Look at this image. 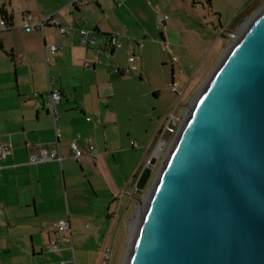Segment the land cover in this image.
Wrapping results in <instances>:
<instances>
[{"label": "crops", "instance_id": "obj_1", "mask_svg": "<svg viewBox=\"0 0 264 264\" xmlns=\"http://www.w3.org/2000/svg\"><path fill=\"white\" fill-rule=\"evenodd\" d=\"M160 2L170 4L169 0L0 3L10 16L9 29L0 28L4 44L0 144L12 150L10 157L0 160V264H57L69 259L72 238L84 237L85 223L93 228V222L112 218L123 192L132 191L139 158L132 151L137 143L132 147L130 137L138 133L131 120L140 78L148 73L145 44L155 33ZM26 13L34 22L54 17L59 26L74 32L64 35L57 27L26 32L22 29ZM166 25L162 30H168ZM78 29L90 31L94 43H84ZM110 35L121 37L122 49H113L106 58L96 50H110ZM53 46L56 51H51ZM129 54L138 67L133 72L127 71ZM54 91L61 97L52 105ZM77 136L84 153L79 159L69 148ZM41 149L59 151L62 161L28 163L29 155ZM66 217L70 238L56 251H48L57 242L54 223Z\"/></svg>", "mask_w": 264, "mask_h": 264}, {"label": "water", "instance_id": "obj_2", "mask_svg": "<svg viewBox=\"0 0 264 264\" xmlns=\"http://www.w3.org/2000/svg\"><path fill=\"white\" fill-rule=\"evenodd\" d=\"M127 264H264V7L189 112Z\"/></svg>", "mask_w": 264, "mask_h": 264}, {"label": "rangeland", "instance_id": "obj_3", "mask_svg": "<svg viewBox=\"0 0 264 264\" xmlns=\"http://www.w3.org/2000/svg\"><path fill=\"white\" fill-rule=\"evenodd\" d=\"M169 3L166 6L160 2L156 10L157 16L168 17V30H158L155 24V33L145 42L148 73L140 78L141 92L137 97L135 117L131 120L138 133L130 137L137 143L132 151L139 158L131 195L128 189L123 192L118 200V211L114 210L112 218L103 221L98 218L93 228L85 223L81 232L84 237L76 239L73 236L69 255L74 257L75 264H99L107 246L113 250L111 264H124L132 243L129 262L156 178L189 112L229 47L264 7V0H209V3L207 0H169ZM224 28L227 29L222 32ZM137 41L142 42V38ZM139 72L135 75L139 76ZM172 82L177 84L176 91L172 89ZM142 93L145 95L141 96ZM166 124H170L172 132L165 135L160 144L159 131ZM150 160L154 163L147 165ZM147 169H150V176L146 181ZM139 180L143 187L135 192ZM143 204L141 219L137 221ZM92 229L90 238H85Z\"/></svg>", "mask_w": 264, "mask_h": 264}, {"label": "built area", "instance_id": "obj_4", "mask_svg": "<svg viewBox=\"0 0 264 264\" xmlns=\"http://www.w3.org/2000/svg\"><path fill=\"white\" fill-rule=\"evenodd\" d=\"M76 1V0H75ZM111 1V0H110ZM3 0H0V3H2ZM118 5H121V2L117 3ZM168 21V17L164 16V15H158L157 16V29L158 30H162V28L165 26V23ZM9 24L8 22H6L5 20H3L2 18H0V28L2 29H9ZM47 27H57L59 32L61 34H70L73 33L74 30H71L69 28H65L63 26H59L57 24V21L55 20L54 17L48 16L46 18H43L40 21H36L34 22L32 20V15L29 13L24 14V18H23V22H22V29L26 32H32V31H40V32H44L45 28ZM79 32V36L81 37L82 41L86 44H90V43H94V39L91 36V32L87 31V30H77ZM139 44H141V41L138 42ZM108 46H109V51H104L102 50V48H98L96 50V53H103L105 54L106 58H109L111 56V51L113 49H122V43H121V37L117 36V35H110L108 37ZM57 48L55 46L51 47V51H56ZM103 51V52H102ZM128 64H129V68L127 71H136L138 69V67L135 65V56L133 54H129L128 55ZM98 63H101V61H99ZM88 65V63H87ZM172 89L173 91H176V87L177 84L176 82H172ZM51 102L52 105L57 103L60 100L61 94L58 91H54L51 93ZM86 120H90V118H87ZM170 124H166L165 127L159 131L160 135H159V143L162 144L163 140L165 139V135L169 134L170 132H172V129L169 127ZM131 145L132 147H136V143L131 141ZM78 136L77 137H73L70 140V151L73 155V157L75 159H79L81 158L84 153L78 148ZM89 150L92 151L93 150V146L89 147ZM12 155V150L9 146H6L4 144H0V160H5L8 157H10ZM62 161L61 155L59 153V151L55 150V151H47L46 149H41L37 154L34 155H29V160L28 163H32V164H37L40 162H49V161ZM151 163L150 161H147V165ZM54 228H55V232L58 235L57 237V242L53 243L52 245H49L48 247V251H56L58 248V244L64 243L68 237L70 238V232H71V228L68 222V218H63L61 220H58L56 223H54ZM68 235V236H67ZM112 255H113V250L112 248H109L108 246L105 247L103 255H102V259L99 262V264H111L112 261ZM57 264H75L74 262V257H70L67 260H60L57 262Z\"/></svg>", "mask_w": 264, "mask_h": 264}, {"label": "trees", "instance_id": "obj_5", "mask_svg": "<svg viewBox=\"0 0 264 264\" xmlns=\"http://www.w3.org/2000/svg\"><path fill=\"white\" fill-rule=\"evenodd\" d=\"M209 1V0H207ZM0 18H2L3 20H5L6 22H8L9 24V21H10V16L5 8V6L2 4L0 5ZM3 42H2V39L0 38V54L3 52Z\"/></svg>", "mask_w": 264, "mask_h": 264}, {"label": "bare ground", "instance_id": "obj_6", "mask_svg": "<svg viewBox=\"0 0 264 264\" xmlns=\"http://www.w3.org/2000/svg\"><path fill=\"white\" fill-rule=\"evenodd\" d=\"M231 48V46L229 47V49ZM147 198H148V196H147ZM147 201V200H146ZM146 204V203H145ZM145 204H143L142 206H141V208H140V211H139V216H138V220L137 221H139L140 219H141V216H142V212H143V208H144V206H145ZM144 213V212H143ZM143 217V216H142ZM138 223V222H137ZM132 239H134L133 238V236H132ZM131 246H132V243H131ZM131 246H130V248H131ZM130 248H128V250H127V261L124 263V264H126L127 262H128V254H129V250H130Z\"/></svg>", "mask_w": 264, "mask_h": 264}]
</instances>
